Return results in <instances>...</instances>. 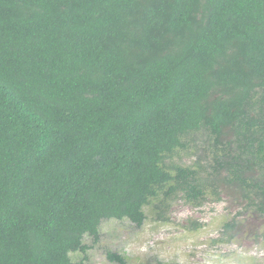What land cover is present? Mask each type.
Here are the masks:
<instances>
[{
  "label": "trees",
  "instance_id": "16d2710c",
  "mask_svg": "<svg viewBox=\"0 0 264 264\" xmlns=\"http://www.w3.org/2000/svg\"><path fill=\"white\" fill-rule=\"evenodd\" d=\"M216 181L264 218V0H0V264Z\"/></svg>",
  "mask_w": 264,
  "mask_h": 264
},
{
  "label": "rangeland",
  "instance_id": "374dc122",
  "mask_svg": "<svg viewBox=\"0 0 264 264\" xmlns=\"http://www.w3.org/2000/svg\"><path fill=\"white\" fill-rule=\"evenodd\" d=\"M216 184L221 199L209 197L199 207L177 197L166 213L150 207L139 227L125 219L102 223L98 240L86 237L88 248L72 259L81 264H264V218L245 210L235 188ZM232 220L236 228L224 231ZM109 254L123 262L109 260Z\"/></svg>",
  "mask_w": 264,
  "mask_h": 264
},
{
  "label": "clouds",
  "instance_id": "9594fccd",
  "mask_svg": "<svg viewBox=\"0 0 264 264\" xmlns=\"http://www.w3.org/2000/svg\"><path fill=\"white\" fill-rule=\"evenodd\" d=\"M185 160V159H184ZM184 162H186V161H184ZM187 163V162H186ZM189 164V163H188Z\"/></svg>",
  "mask_w": 264,
  "mask_h": 264
}]
</instances>
